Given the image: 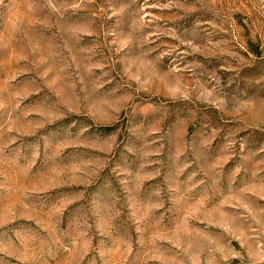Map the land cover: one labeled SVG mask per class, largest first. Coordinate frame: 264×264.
Returning <instances> with one entry per match:
<instances>
[{"label":"rangeland","instance_id":"obj_1","mask_svg":"<svg viewBox=\"0 0 264 264\" xmlns=\"http://www.w3.org/2000/svg\"><path fill=\"white\" fill-rule=\"evenodd\" d=\"M0 264H264V0H0Z\"/></svg>","mask_w":264,"mask_h":264}]
</instances>
